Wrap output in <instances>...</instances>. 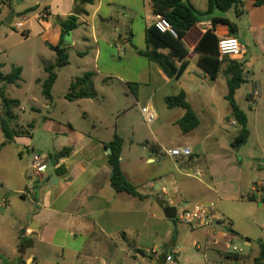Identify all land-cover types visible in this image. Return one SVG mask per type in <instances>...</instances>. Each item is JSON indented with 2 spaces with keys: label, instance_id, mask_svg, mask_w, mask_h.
Here are the masks:
<instances>
[{
  "label": "crops",
  "instance_id": "0c3cea01",
  "mask_svg": "<svg viewBox=\"0 0 264 264\" xmlns=\"http://www.w3.org/2000/svg\"><path fill=\"white\" fill-rule=\"evenodd\" d=\"M186 1L202 16L182 39L187 55L175 66H184L183 72L178 77H168L156 63L138 53L147 49L145 31L157 16L149 0H0V23L6 24L11 11L13 18L22 13L32 15L25 23L26 33L41 37L43 53L50 55L48 59L43 57V77L35 79L41 93L48 76L45 68L56 59L50 46L64 48L68 54V64L55 70L51 98L42 95L43 147L35 150L31 133L16 135L6 142L0 128V264H142L155 259L158 264H166V256H172L174 264L178 222L175 215L173 219L165 217L167 207L176 213L182 206L215 203L221 220L211 230H204L206 236L217 233L225 238L227 235L218 233V227L224 220L223 230L233 233L227 217L230 203L264 200V188L256 187L264 178V157L250 149L243 150L246 144L231 146L237 130L229 129L238 125L226 98L228 62H221L212 80L197 67L199 54L195 51L206 31L218 40L232 35L245 48L239 63L243 64L246 78L235 91L234 102L246 115L249 139L250 118L237 103V95L251 76L255 77L250 70L254 72L257 64L263 65L264 81V4L256 7L252 0L245 1L244 13L237 18L233 10L204 14L207 0ZM138 4L143 9L142 48L133 44L129 26L133 21L129 7ZM76 7L78 15L74 14ZM104 7L107 14L101 18ZM42 8L50 11V17L39 22L36 15ZM117 11L124 22L114 25L111 22ZM70 17L76 18L77 26L69 36L61 38L60 24ZM214 18L227 19L237 28L230 34L226 26L213 25ZM101 21L106 26L101 27ZM108 32L110 39L105 37ZM101 46L110 50L104 59ZM160 52L168 54L169 50ZM135 57L146 62L138 75L129 69ZM19 67L21 79L13 84L16 86H20L24 72ZM87 73L92 74L94 96L67 100L65 94L71 83ZM254 80L257 84L256 77ZM59 81L65 90L55 96ZM180 93L197 119V126L186 133L178 124L185 109L168 108L164 101ZM251 93L246 92L249 106ZM257 101L256 98L254 102ZM31 102L37 103L35 99ZM130 104L140 113L148 135L128 120ZM144 105L157 114L151 125L145 123L140 112ZM73 108L80 113L77 126L69 116H58ZM31 110L39 111L35 105ZM2 112L0 102V120ZM112 113H120L122 122ZM256 119L253 115V122ZM28 127L32 128L33 123ZM114 135L122 139L120 169L140 197L117 191L111 182L108 143ZM176 147H188L192 155L165 154ZM63 149L68 153L56 162L48 158ZM24 152L31 154V163H22ZM34 153L47 157L50 165L45 173L34 172ZM256 172L261 178H255ZM255 192L256 196L252 194ZM214 241L207 240L204 245L215 246ZM244 244L249 246L250 242L246 240ZM194 246L202 248L199 243Z\"/></svg>",
  "mask_w": 264,
  "mask_h": 264
},
{
  "label": "rangeland",
  "instance_id": "374dc122",
  "mask_svg": "<svg viewBox=\"0 0 264 264\" xmlns=\"http://www.w3.org/2000/svg\"><path fill=\"white\" fill-rule=\"evenodd\" d=\"M134 1V0H130ZM106 7L101 11L100 17L106 16ZM142 6L140 4L129 7L130 14H132L133 21L129 24L131 32L133 34V44L139 47L144 46V21L142 20V13L140 14ZM18 11V8L16 9ZM25 18H30L32 15L22 13ZM111 24L123 23V17L119 11L116 13V17ZM101 27L106 26V22L101 21ZM26 29V28H25ZM10 31H13L10 33ZM107 39L111 38V33H105ZM101 58H106L109 49L101 46ZM43 57L48 59L49 54L43 53V43L41 37L33 36V32L23 35L19 30H15L12 27L0 23V73L7 74L11 72L14 67L21 66L24 70L22 74V80L16 86L13 84H4V90L6 97L12 100H18L20 105L16 107L14 112V118L10 124L11 128L18 131L19 135L26 136L31 133L32 144L36 145L35 150H39L43 147V96L41 93V86L35 82L38 77H43ZM92 57V56H90ZM74 58V57H73ZM134 62L130 65L129 69L138 75L140 69L144 67L145 60L135 57L132 58ZM224 62V61H223ZM102 64V61H100ZM262 64L254 66V76L257 78L258 83L255 84V77L251 76L250 82L241 87V90L237 95V103L245 110V113L250 118V132L251 135L247 139V143L243 146L244 149H250L253 154H259L264 157V81L262 78ZM135 78V76L131 77ZM62 81V80H61ZM251 82H254L251 84ZM255 85L258 86L259 95L257 96V102L248 104L247 91H253ZM28 89V91H27ZM65 90V85L62 82H58L55 89V96H61ZM262 96V97H261ZM36 100L37 103L31 101ZM35 105L39 111H32L31 107ZM256 110V113L254 112ZM108 114V113H106ZM118 120L122 122V115L120 113H112ZM79 110L76 108L68 109L59 113L61 118L70 117L71 122L77 126L80 122ZM257 116L256 121L253 122L252 117ZM122 117V118H121ZM128 120L136 126L143 135H148V128L144 124L143 119L138 112L137 108L133 105H129ZM29 123H33V127H28ZM90 129V128H89ZM233 132H238L239 128L231 127L229 129ZM248 130V129H247ZM237 134V133H236ZM28 136V135H27ZM262 151V154L260 153ZM261 154V155H260ZM18 159V156H17ZM23 164L31 163V154L24 152ZM32 171V169L30 170ZM255 178L259 179L261 176L258 172L255 173ZM264 179V178H263ZM256 196V192L252 193ZM246 196V195H245ZM229 223L233 233L223 230V223H219L218 230L225 233L227 237L222 238L217 233H213L210 236H206L204 229H192L187 225L176 223L177 229L176 245L173 250L176 251L177 260L174 264H254V261L260 258L262 245L264 244V200L255 198L253 200H245L239 204L230 203L228 207ZM218 225V224H216ZM174 227V225H173ZM212 242L215 240L217 244L207 246L205 249L204 243L206 241ZM249 241L250 245L246 246L244 241ZM231 242V247L241 249V253L233 254L232 248L227 249L226 244ZM195 243L201 245V249L195 248ZM220 252L218 254L217 252ZM151 254V253H150ZM158 260H145L142 264H158ZM126 264H131L127 262ZM166 264H171L166 262Z\"/></svg>",
  "mask_w": 264,
  "mask_h": 264
},
{
  "label": "trees",
  "instance_id": "16d2710c",
  "mask_svg": "<svg viewBox=\"0 0 264 264\" xmlns=\"http://www.w3.org/2000/svg\"><path fill=\"white\" fill-rule=\"evenodd\" d=\"M154 15H161L165 17L171 24L172 28L177 34L173 37L168 33H160L152 25L145 31V43L147 49L139 51L138 53L150 61L156 63L162 72L168 76L178 77L184 70V66L178 69L175 66L176 61H180L187 55V49L184 46L182 39L185 34L199 21L202 16L193 6L186 0H149ZM247 0H207V10L204 14H210L213 10L220 12H227L233 10L235 16L238 18L244 13V3ZM256 7L264 4V0H252ZM30 11V10H29ZM26 11V12H29ZM212 24H220L226 26L230 34L236 30V25L224 18L212 19ZM76 18L70 17L60 24L61 38L69 36L70 32L76 27ZM232 36V35H230ZM217 45L218 39L210 32L206 31L198 41L195 51L199 54L197 59V67L204 72L210 79L214 80L219 72L221 62L217 59ZM50 48L55 52L56 59L53 65L45 68L48 76L42 83V95L46 99L51 98V88L56 80V69L63 68L68 64V54L64 48L59 46ZM162 49H168V54L160 52ZM228 67L226 69L227 76V95L226 98L232 108V113L235 115L234 120L238 125V132L235 135L231 146L237 148L247 142L249 131L247 130L246 115L240 111L235 102V91L243 84V64L239 62L227 61ZM92 74L87 73L81 78L76 79L69 86L65 98L69 101L81 98H90L94 96V91L91 82ZM21 79V68L14 67L8 74L0 73V102L2 106V118L0 120V128L4 134L5 141L10 142L14 136L19 135L17 131L11 128L10 123L14 118L13 110L19 106L17 100H12L6 97L4 84H15ZM165 104L168 108L182 107L185 109L184 116L179 120L178 124L181 130L186 133L197 126V119L194 113L190 110L185 101L183 93L176 96H168L165 98ZM122 146V139L118 135H114L113 140L108 143L111 152L108 155V165L112 171L111 182L116 187L117 191L125 192L132 196H137L134 186L130 184L124 177L120 169V150ZM68 153L67 149L48 155L52 162H56L59 158L64 157ZM264 258V244L260 253V258L254 261V264H262Z\"/></svg>",
  "mask_w": 264,
  "mask_h": 264
},
{
  "label": "built area",
  "instance_id": "2783aa9c",
  "mask_svg": "<svg viewBox=\"0 0 264 264\" xmlns=\"http://www.w3.org/2000/svg\"><path fill=\"white\" fill-rule=\"evenodd\" d=\"M50 11L46 8H42L39 10L36 15V20L41 22L45 19H49ZM27 18L23 15H16L10 24L15 30H19L23 35H26L25 23ZM152 26L157 29L160 33H168L173 37H177L176 32L172 28L171 24L168 20L161 16L157 15L152 22ZM217 59L219 62L223 61H233V62H241L245 56V48L238 42V40L233 36H226L220 38L218 40L217 45ZM259 95L258 86L255 85L251 95L249 96V100L251 103L255 101L257 96ZM140 112L144 118V121L147 125H151L157 118V114L154 109L150 108L147 105L140 107ZM232 124L235 125L236 122L232 121ZM165 154L169 157H190L192 155V151L188 147H176L174 149L166 150ZM49 161L46 156H42L40 154L32 155V168L36 174L45 173L49 167ZM199 173H196L198 176ZM256 187L264 188V179H262ZM256 190V188H255ZM175 219L178 223L189 226L192 229H205L207 231L211 230L212 225L221 220L218 212L216 204L213 202L210 203H196L190 206H182L175 213ZM213 244H217L216 241ZM231 243L227 244V249L232 248ZM207 249V246H205ZM153 254L156 252L154 250L151 251ZM233 254L241 253V249L232 248ZM165 261L169 263H173L172 256H166ZM140 264V263H135ZM264 264V258L262 261Z\"/></svg>",
  "mask_w": 264,
  "mask_h": 264
},
{
  "label": "water",
  "instance_id": "95a60500",
  "mask_svg": "<svg viewBox=\"0 0 264 264\" xmlns=\"http://www.w3.org/2000/svg\"><path fill=\"white\" fill-rule=\"evenodd\" d=\"M77 10H79V7H76V9H75V12H74V14L75 15H78L79 14V11H77ZM12 18H13V12L11 11V13H10V15L8 16V18L4 21L5 23H6V25H8V26H10V24H11V21H12ZM246 78V76L244 75L243 76V79H245ZM233 116H235V115H233ZM110 149H108V153L110 154ZM49 180V179H48ZM170 213V214H169ZM174 215H175V212H174V210L173 209H171V208H166L165 209V217L166 218H168V219H173L174 218ZM227 229V228H226Z\"/></svg>",
  "mask_w": 264,
  "mask_h": 264
}]
</instances>
